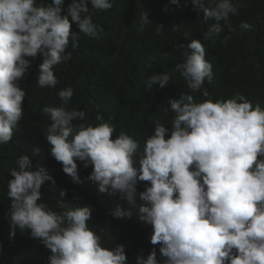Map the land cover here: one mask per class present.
<instances>
[{"label": "clouds", "instance_id": "clouds-1", "mask_svg": "<svg viewBox=\"0 0 264 264\" xmlns=\"http://www.w3.org/2000/svg\"><path fill=\"white\" fill-rule=\"evenodd\" d=\"M202 9L205 21L215 20L205 39L224 31L235 32L231 16L240 14L243 0H185ZM92 8L108 11L110 0H71L65 14V0L37 3V0H0V145L12 142L15 129L24 116L27 92L19 85L29 74L32 59L42 57L38 85L55 88L58 80L54 67L72 59L69 50L79 49L80 35L96 37L103 26L94 23ZM179 5L180 0H170ZM165 12L168 11L166 7ZM73 22L80 29L73 32ZM150 20L144 12L141 24ZM223 22V23H222ZM243 31H254L252 24L241 22ZM157 24L156 33L164 31ZM232 37H225L224 43ZM183 48V63L176 65L193 93L200 92L205 80L214 78L213 64L206 59L207 50L199 39L176 45ZM168 58V53H164ZM153 59H155L153 57ZM168 73L153 74L146 83L164 88L171 80ZM64 106H44L43 114L52 123L46 139L51 156L63 165V171L79 182V165L92 167L89 179L102 193H119L131 205L137 202V185L150 186L139 193L143 202V221L151 225V244L160 246L164 264H264V107L255 106L241 93L230 99H205L197 103L185 93L170 100L175 113L172 128L159 120L141 151L140 143L127 132L114 138L116 126L97 115L96 126L84 121L86 112L69 110L74 96L67 87L58 93ZM203 97L210 93L203 90ZM165 108V112L170 111ZM170 133V138L168 137ZM39 149L35 150L39 154ZM18 168L10 171L8 197L11 207V237L17 230H30L52 253L50 264H127L125 245L102 246V237L89 227L93 209L89 205L73 206L62 197L57 212L43 200L42 188L55 179L47 170L33 168L30 157L21 155ZM117 218L127 215L118 209ZM2 254V244H0ZM138 264H160L155 248Z\"/></svg>", "mask_w": 264, "mask_h": 264}, {"label": "trees", "instance_id": "trees-1", "mask_svg": "<svg viewBox=\"0 0 264 264\" xmlns=\"http://www.w3.org/2000/svg\"><path fill=\"white\" fill-rule=\"evenodd\" d=\"M51 0H37V3H49ZM71 0H65L67 12ZM113 7L108 11L92 8L89 13L94 23L103 26V32L96 37L80 35L79 49L69 48L72 59L54 67L60 81L55 87L42 88L38 85L39 65L42 57L32 59L29 74L19 85L27 92L24 101V116L14 130L12 142L0 145V264H50L51 251L39 239L31 237L30 230L20 231L11 237L8 213L11 200L8 197L12 168H18L17 161L27 154L38 170L43 167L56 181L55 186L48 181L42 188L43 200L48 207L62 211L59 202L61 190L67 191L66 201L73 206L89 205L93 209V218L89 227L102 237V246L115 248L125 245L127 264H138L137 258H145L153 248L157 259L164 264L160 246L151 244L152 227L142 219L140 207L143 202L139 193L146 190L150 183L137 185V202L131 205L120 194L102 193L99 185L89 179L93 168L79 165V182L63 171V165L51 156V146L46 139L47 129L52 123L49 116L43 114L44 106H64L58 93L61 89L72 87L74 96L66 107L86 112L84 121H75L96 126L97 115L111 120L116 126L114 138L121 131L137 139L143 151L146 139L154 134V122L159 120L171 129L175 113L171 112L170 100L179 99L182 94L194 95L196 102L205 99L227 100L237 93L247 97L255 106L264 107V0H243L240 14L231 16L235 32H229L227 26L219 36L205 39V33L216 23L205 21L202 9L185 0L179 5L170 0H110ZM237 3V0H233ZM211 7V0L204 5ZM168 8L165 12L164 9ZM148 14L149 23L142 25L141 17ZM253 25L254 31H243L241 22ZM223 23V22H222ZM157 24L164 25L162 34L157 35ZM73 32L80 29L73 22ZM232 38L225 45L227 36ZM199 39L207 50L206 59L213 64L214 78L205 80L200 92L193 93L187 88L183 76L176 65L183 63V51L176 45H187ZM168 58H164V53ZM153 57L155 59H153ZM168 73L171 80L164 88L154 85L147 90V80L153 74ZM210 93L203 97V90ZM165 108L170 111L165 112ZM170 138V133L168 137ZM39 149V154L35 150ZM118 209L125 213L131 211L129 218H117Z\"/></svg>", "mask_w": 264, "mask_h": 264}]
</instances>
